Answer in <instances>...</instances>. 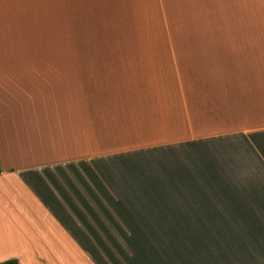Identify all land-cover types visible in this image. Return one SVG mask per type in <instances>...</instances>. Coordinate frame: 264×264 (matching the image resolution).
<instances>
[{
  "label": "crops",
  "instance_id": "obj_1",
  "mask_svg": "<svg viewBox=\"0 0 264 264\" xmlns=\"http://www.w3.org/2000/svg\"><path fill=\"white\" fill-rule=\"evenodd\" d=\"M189 3L0 0V261L264 264V5Z\"/></svg>",
  "mask_w": 264,
  "mask_h": 264
},
{
  "label": "rangeland",
  "instance_id": "obj_2",
  "mask_svg": "<svg viewBox=\"0 0 264 264\" xmlns=\"http://www.w3.org/2000/svg\"><path fill=\"white\" fill-rule=\"evenodd\" d=\"M209 1H210V6H211V3L215 2L214 8H216V3H220L224 6V8L229 9V12L232 13L233 9H234V2L236 0H209ZM259 2L261 5H264V0H259ZM176 3L178 6V10H180V11H187V9H189L191 7L189 0H176ZM211 8H212V6H211ZM220 9H221V7H219L218 9L212 8V11L214 12V14H216L218 11H220ZM254 14H255L254 0H241V22L253 21L254 20V18H253ZM187 16L189 17L188 14H187ZM41 85L42 86L40 89L44 90L45 84H41ZM58 87H59V89H57L56 91L59 94H62V90L60 89V85H58ZM47 89H48V85H47ZM51 93H52V91L50 90V93L48 95H50ZM43 94L47 95L45 92H43ZM164 175L169 182H173L174 178H175L174 186L177 187V190H171L170 193H175V194L179 195L180 197H186L187 198V197H190L191 194L195 195L196 193L199 192V196H202L200 191L189 190V188H190L189 184H183L187 180H184L181 177V174L176 173V175H173V174H166L165 173ZM260 181H262L264 183V174L261 175ZM133 192H135V191H133ZM204 192L206 193V196H209V197H238V196H240L241 190L240 191H238V190L237 191H229V190H222V189H211L209 191H204ZM162 193H164V191H162ZM142 195H143L142 191H138L137 196L141 197ZM197 195H195V196H197ZM144 197H145V195H144ZM135 200H138V199L135 198L134 201ZM128 201H130V200H128ZM114 209L118 210V212H120L119 211L120 208L118 206L114 207ZM229 224H231V225L240 224V229H241V221L239 223L238 222H231ZM243 224H248V226H249V224L250 225L254 224L255 226H257L259 228V222L258 221L257 222L252 221V222H247V223H243ZM124 240L125 239L113 238V246L122 245L124 243ZM137 240L140 241L141 239H136L135 237L129 238L130 243H135ZM121 241H123V243H121ZM102 243H103L102 247H104V245L106 246L104 239H102ZM176 243H177V241L173 240L172 244H176ZM97 250L99 251L98 248H97ZM118 253L120 254L122 260H126V258H127L126 252L123 251V252H118ZM111 254L115 258H116V256H118L115 252H112ZM88 256L94 262H102L103 263V262H106L108 260H111L110 254L107 252H104L103 250H102V252L89 253ZM128 258H130V254L128 255Z\"/></svg>",
  "mask_w": 264,
  "mask_h": 264
},
{
  "label": "trees",
  "instance_id": "obj_3",
  "mask_svg": "<svg viewBox=\"0 0 264 264\" xmlns=\"http://www.w3.org/2000/svg\"><path fill=\"white\" fill-rule=\"evenodd\" d=\"M0 171H1V167H0ZM142 193L145 195V197L150 198V196L153 197L154 195L159 194V191H158V189H153V190H149V191H142ZM16 263H17V259L15 257L4 259V260L0 261V264H16Z\"/></svg>",
  "mask_w": 264,
  "mask_h": 264
}]
</instances>
